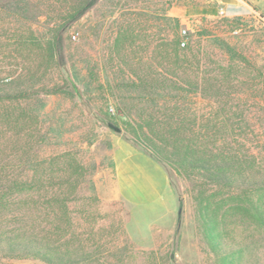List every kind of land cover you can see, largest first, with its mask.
I'll return each mask as SVG.
<instances>
[{
	"label": "rangeland",
	"instance_id": "374dc122",
	"mask_svg": "<svg viewBox=\"0 0 264 264\" xmlns=\"http://www.w3.org/2000/svg\"><path fill=\"white\" fill-rule=\"evenodd\" d=\"M81 1L0 0V124L6 126L0 159L10 162L14 177L53 180L28 194L68 198L66 213L44 197L36 205L45 232L55 223L66 226L58 244L82 256L70 264H220L199 215L206 201L212 208L220 203V192L197 171L167 169L163 198L145 206L126 202L114 185L116 155L126 141L106 124L120 110L147 107L141 86L128 85L136 82L131 70L142 77L150 69V81L156 75L160 39L174 30L165 13L179 20V38L185 29L187 45L201 48L204 72L223 77L237 65L223 94L242 114L234 124L245 149L264 161V0H96L55 30ZM23 7L25 18L17 17ZM214 37L235 50L234 61ZM181 101L197 114L209 111L199 97ZM67 178L75 180L74 190L61 184ZM243 216L228 217L226 240L233 248L245 245L242 264H264V230ZM0 264L51 263L0 255Z\"/></svg>",
	"mask_w": 264,
	"mask_h": 264
},
{
	"label": "trees",
	"instance_id": "16d2710c",
	"mask_svg": "<svg viewBox=\"0 0 264 264\" xmlns=\"http://www.w3.org/2000/svg\"><path fill=\"white\" fill-rule=\"evenodd\" d=\"M95 1L82 0L76 8L74 5L66 22L55 30H64L77 21ZM24 10V7L16 9L14 14L25 18ZM163 17L172 23L174 30H169L171 35L164 34L160 39L156 75L150 81L146 79L151 74L150 69L142 77L131 70L136 82L128 85L141 86L146 93L140 101L148 104L147 107L120 110L119 117L112 115L106 125L113 132L122 134L126 142L155 159L167 175V169L197 171L205 183L220 192V203L214 208L206 201L199 209L204 235L213 251L221 253L220 264H242L245 245L238 243L237 248H233L235 244L226 240L227 219L234 212H242L256 231L264 230V161L259 154L245 149L244 134L234 124L237 116L242 114H237L232 102L234 99L223 94L233 86L232 69L237 65L231 64L223 77L204 72L199 45L197 49L192 44L181 47L176 30L179 20L169 18L165 13ZM214 41L222 44L234 61L235 50L217 37ZM59 53L61 49H57L56 54ZM54 89L56 92L58 86ZM75 95H80L76 86ZM190 95L206 101L209 111L197 114L195 108H181V99H188ZM5 130L6 126L0 124V135ZM9 167L10 162L1 158L0 255L34 257L51 264H70L81 258L75 250L58 244L66 236V226L55 223L45 232V226H41L42 213L36 205L44 197L50 203H62L63 213H66L68 198L28 194L30 189H43L53 180L42 176L31 179L14 177L7 172ZM61 181V184L72 183L75 189L74 179ZM31 204L32 208H29ZM54 217L58 220L56 214Z\"/></svg>",
	"mask_w": 264,
	"mask_h": 264
},
{
	"label": "crops",
	"instance_id": "0c3cea01",
	"mask_svg": "<svg viewBox=\"0 0 264 264\" xmlns=\"http://www.w3.org/2000/svg\"><path fill=\"white\" fill-rule=\"evenodd\" d=\"M114 185L123 200L132 205L145 206L167 194L169 180L167 172L155 159L124 142L116 155Z\"/></svg>",
	"mask_w": 264,
	"mask_h": 264
},
{
	"label": "built area",
	"instance_id": "2783aa9c",
	"mask_svg": "<svg viewBox=\"0 0 264 264\" xmlns=\"http://www.w3.org/2000/svg\"><path fill=\"white\" fill-rule=\"evenodd\" d=\"M221 14H223V11L221 12ZM186 35H187V31L185 29H182L180 31V46L181 47H185V45L187 44V42H186Z\"/></svg>",
	"mask_w": 264,
	"mask_h": 264
}]
</instances>
